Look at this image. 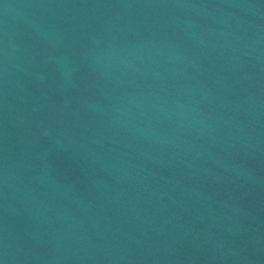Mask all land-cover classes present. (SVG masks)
<instances>
[{
  "label": "water",
  "instance_id": "obj_1",
  "mask_svg": "<svg viewBox=\"0 0 264 264\" xmlns=\"http://www.w3.org/2000/svg\"><path fill=\"white\" fill-rule=\"evenodd\" d=\"M0 264H264V0H0Z\"/></svg>",
  "mask_w": 264,
  "mask_h": 264
}]
</instances>
